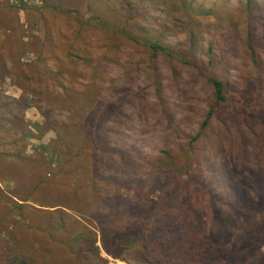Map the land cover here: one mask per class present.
Returning a JSON list of instances; mask_svg holds the SVG:
<instances>
[{
  "label": "rangeland",
  "instance_id": "obj_1",
  "mask_svg": "<svg viewBox=\"0 0 264 264\" xmlns=\"http://www.w3.org/2000/svg\"><path fill=\"white\" fill-rule=\"evenodd\" d=\"M115 11L133 30L191 51L205 66L212 60L229 83L230 96L191 151L188 139L212 101L209 84L89 20ZM88 104L107 108L101 133L115 153L136 159L142 226L167 204L184 211L183 203H197L200 234L228 259L209 252L201 264H264V0H0V264H164L144 244L126 248L127 239L111 244L118 256L103 249L100 223L120 218L119 205L74 203L71 187L83 176L73 160L63 167L67 144L56 132ZM164 151L194 164L185 174L158 169ZM116 160L100 171H122ZM121 192L134 202L132 190ZM79 196L90 195L82 187ZM78 229L88 245L96 233L98 256Z\"/></svg>",
  "mask_w": 264,
  "mask_h": 264
},
{
  "label": "trees",
  "instance_id": "obj_2",
  "mask_svg": "<svg viewBox=\"0 0 264 264\" xmlns=\"http://www.w3.org/2000/svg\"><path fill=\"white\" fill-rule=\"evenodd\" d=\"M251 1L246 0V3L249 5ZM114 13V17L110 19L106 17L105 13L98 12L89 20L99 29H111L115 35H120L137 45L143 46L151 51L153 56H159L167 61H175L185 65L204 78L209 84L212 92V101L199 130L188 139V150L191 151L194 148V144L202 136L203 130L208 127L218 106L226 102L230 96L229 83L221 79L213 71L211 67L212 60H209L208 66H205V64L194 59L191 51H182L163 43L149 33L133 30L119 11ZM156 90H158V87H156ZM156 95H159V91L156 92ZM95 109L91 104L86 106V113H83L81 108L74 111L71 109L75 122L71 123V125H62L56 133L62 140L65 139L67 144L64 149L66 157L62 160L63 167H67L69 165L67 163L73 160L77 163L75 171H80L79 175L83 176L80 186L73 184L71 187L75 199L74 203H106L109 210L113 211L116 210V207L109 203L119 205L117 210L121 215L120 218L112 217V220L100 223L99 238L103 249L111 255L118 256L112 250L111 244L113 242L125 243L123 240L127 239L128 243L124 244L126 248L135 250L145 245L147 246L145 248L148 249L149 247L151 254L158 257L164 264H201L204 258L207 259L209 257L207 255L209 252L218 253L220 262L223 259L228 260L226 258L227 255H222L218 244L215 241L213 242L210 236L205 239L200 234L205 221L204 209L197 206V203H183L184 211L172 208L171 206L174 205L172 203L167 204L165 208L157 212L158 216L159 214L161 216L159 220L153 219L155 222H149L145 227L142 226V203H140V199H137V195L140 193L139 190H141L142 185H144V180L138 171L132 167L136 159L131 157L130 154L132 152L129 150L125 151V153H115V148L109 145V142L104 139L101 133L103 121L108 118H106V115L109 116L107 108L102 107L99 111ZM73 152L74 156L72 155ZM164 153L165 156L158 160V169L164 167L173 171V174H185L190 166L194 164V160L188 164L184 161L176 162L169 156L167 151H164ZM117 158L120 159L119 164H123L124 168L129 167L127 172H122L124 168L120 172L112 171L111 173L107 171L106 173L100 171L99 164H102L100 166H104V164L105 166H111L110 163L117 162ZM106 160H108L107 163H105ZM93 162L98 166H94ZM72 178L74 182V176ZM82 187L90 195L86 201L79 196ZM260 187L264 193V185L262 183H260ZM121 188L127 191L132 190L134 202L123 195ZM2 193L0 189V194L2 195ZM11 203H15L17 209L22 208L20 202L16 200H11ZM143 205L145 204L143 203ZM156 205L154 213L158 210L157 207H160L159 204ZM210 207L212 209L211 203ZM76 210L78 212L82 211L80 208ZM99 215L102 217L100 219L105 217L102 212ZM73 223H75L76 228H84L76 219ZM54 227L58 228L59 226L55 225ZM144 231L146 236L143 233ZM89 233L93 234V238L91 236L93 244L91 245H88L89 238L87 234L84 233L82 235L81 230H79L76 235L79 234V236L81 235L80 237H85L87 239V248L98 256L99 248L95 245L96 233L92 231H89ZM131 239L133 241H130ZM75 241L69 240L68 246L71 247ZM17 264H28V261L22 258L17 261Z\"/></svg>",
  "mask_w": 264,
  "mask_h": 264
}]
</instances>
